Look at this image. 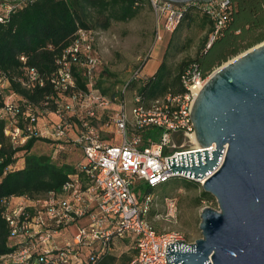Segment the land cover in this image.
Instances as JSON below:
<instances>
[{"label": "built area", "instance_id": "built-area-1", "mask_svg": "<svg viewBox=\"0 0 264 264\" xmlns=\"http://www.w3.org/2000/svg\"><path fill=\"white\" fill-rule=\"evenodd\" d=\"M146 1L156 20L167 17L170 22L177 20L187 4L199 3L216 20L212 37L233 7L231 0ZM19 5L18 0H0V21ZM95 33L79 28L70 45L56 59L57 68L50 76L43 77L37 69L26 67L19 79L31 91L48 81L58 97L53 112H39L34 103L25 99L14 100V94L7 95L4 91H9L7 77L0 75V94L4 95L0 120L12 147L24 145L31 137L67 142L69 130L75 128L74 142L83 155L79 169L84 173L83 180L72 177L60 192L2 199V217L13 249L0 255V264H92L111 249L113 239L124 237L132 239L135 249L128 264H166V245L185 241L179 232H158L149 218L159 202L166 210L163 218H175L177 199L160 198L152 192L140 196L134 186L142 182L156 187L176 176L195 180L201 186L212 173L198 179L188 172L185 175L184 171L173 173L166 162L169 158L171 166L170 158L175 157L178 165V155L181 165L180 154H183L186 164L185 153L189 155L198 149L210 154L214 150V144L200 147L196 142L191 120L193 101L211 73L203 76L196 67H188L182 75L187 88L184 95L168 94L148 106L143 105L135 92L129 104L125 88L110 100L95 86L99 65L93 48ZM163 36L156 30L149 54ZM20 59L25 62L24 57ZM74 66L86 80L85 91L75 88ZM141 68L132 78H140ZM45 113H53L57 119L44 123L40 114ZM188 160L191 165L189 157ZM194 160L197 164L196 156ZM72 226L76 227L75 232ZM64 233H69V238H62Z\"/></svg>", "mask_w": 264, "mask_h": 264}, {"label": "trees", "instance_id": "trees-1", "mask_svg": "<svg viewBox=\"0 0 264 264\" xmlns=\"http://www.w3.org/2000/svg\"><path fill=\"white\" fill-rule=\"evenodd\" d=\"M18 1L20 5L0 21V75L7 77L9 90L18 96V100L34 103L41 112L55 111L58 97L48 81L32 91L24 88L19 79L26 67L37 69L43 77L50 76L57 68L56 59L70 45L79 28L93 30L100 27L105 30L113 21L125 22L134 18L142 6L150 7L146 0ZM231 4L233 7L227 19L214 37L212 34L216 20L199 3L187 4L174 22L163 17L168 39L159 66L151 75L131 79L127 89L139 95L145 106L168 94L184 95L187 88L182 75L188 67L194 66L203 76H207L216 66L263 41L264 0H231ZM193 47L195 50L191 53ZM20 57H24L25 62ZM73 74L75 88L87 90L80 69L74 66ZM103 76L102 73L96 87L101 94L113 100L120 93L114 83H106ZM3 100L4 95L0 94V105ZM45 102L48 104L45 105ZM155 133L152 132V135ZM40 140L51 142L44 137H31L24 145L14 148L4 134V122L0 120V255L13 249L8 239L7 223L2 217L4 197H34L48 191L60 192L63 184L72 177L84 179V173L79 169L83 155L73 162L70 158L65 161L69 156L60 155L59 152L38 153L33 148ZM19 151H23L22 168L14 167L17 159L15 155ZM167 182V186H200L199 182L180 176L172 177L161 185ZM159 186L150 187L137 182L134 191H139L141 196L154 193ZM162 194L161 198L168 196L164 195L165 192ZM204 200L214 198L201 190L197 202ZM120 259V264H128L132 256L124 254ZM118 260L116 255L107 252L92 264H118Z\"/></svg>", "mask_w": 264, "mask_h": 264}, {"label": "water", "instance_id": "water-1", "mask_svg": "<svg viewBox=\"0 0 264 264\" xmlns=\"http://www.w3.org/2000/svg\"><path fill=\"white\" fill-rule=\"evenodd\" d=\"M191 120L196 142L214 150L166 162L198 179L212 171L201 187L218 208H202L201 237L166 245V264H264V40L211 72Z\"/></svg>", "mask_w": 264, "mask_h": 264}, {"label": "rangeland", "instance_id": "rangeland-1", "mask_svg": "<svg viewBox=\"0 0 264 264\" xmlns=\"http://www.w3.org/2000/svg\"><path fill=\"white\" fill-rule=\"evenodd\" d=\"M162 22L163 19L162 21L156 20L149 6H142L137 15L128 21H113L110 27L105 30L100 27L92 28L96 32L93 39V48L99 58V65L97 67L99 73L95 77V86L100 75L103 73L104 81L106 83H114L115 89L119 93L125 88V98L130 104L134 91L127 89V83L133 79L134 72L139 65L143 67L146 63V66L152 63V54H149V49L153 45L156 30H159L163 34L165 31L168 33V29H165ZM167 33L164 35L163 42L167 39ZM219 66H216L213 71H216ZM4 91L7 95L10 93L14 94V100L18 98L11 90ZM37 110L39 112L41 111L38 107ZM40 116L44 123H49L57 119L53 113L40 114ZM33 149L38 153H53L52 145L47 141H37ZM22 153L23 151H19L17 156H15L19 158ZM68 156L71 161L77 162L81 159L82 153L76 148ZM167 185L168 182L159 186L155 190L156 193L154 192L153 194L161 198L162 193L165 192L166 194L164 195L175 197L178 204L176 217L169 219L163 218L162 215L165 214L166 210L163 203L159 202L157 208L153 209L149 216L151 223L158 232H179L183 235L186 242H193L195 239L201 237L199 223L202 208L205 206L218 208L216 200L213 197L214 200H204L198 203L197 198L200 196L201 186L183 187L181 185ZM165 186L167 187L165 188ZM157 213L160 215L159 217L154 216ZM71 230L75 232L76 227L72 226ZM62 238H69V235H65L64 233ZM113 247L112 253L119 258L118 264L121 262L120 258L122 255H131L132 258L134 256L135 249L130 243L125 245L124 241L117 242Z\"/></svg>", "mask_w": 264, "mask_h": 264}, {"label": "crops", "instance_id": "crops-1", "mask_svg": "<svg viewBox=\"0 0 264 264\" xmlns=\"http://www.w3.org/2000/svg\"><path fill=\"white\" fill-rule=\"evenodd\" d=\"M165 33H167V32L165 31L164 35H165ZM167 39H168V33H167ZM167 39L165 40V42H163V40H164V36H163V40L160 43H158L153 48V51L151 53L152 54L151 55V57H152L151 59H153V61L148 66H146V64H147L146 63L142 67L141 72H140V76H148V75H151L152 73H154L156 71V69L159 66V63H160V60H161V57H162V53H163V49L165 47ZM194 50L195 49L193 47L190 52L192 53V52H194ZM75 137H76V129L75 128H71L69 130V137H68V141L67 142L58 143V142H52L51 141L50 144L52 145V148H53V153L52 154H55V153L59 152L60 155H63V156L67 155L68 156L70 153L73 152L74 149L78 148L80 150V148L74 142ZM69 142H72V143H69ZM16 156H17V153H16ZM69 160H70L69 157H67V159L65 161H69ZM23 166H24V158H23V156H20L19 158L16 159L14 167L22 168ZM67 234L69 235V233H66L65 235H67ZM123 241L125 242V245L129 244V243L132 244V247L134 248L133 241H132V239L130 237L115 238V239H113L112 245H111V249L108 252L113 254L112 253V251L114 249L113 246L116 245L117 242H123ZM134 255H135V253H134Z\"/></svg>", "mask_w": 264, "mask_h": 264}, {"label": "bare ground", "instance_id": "bare-ground-1", "mask_svg": "<svg viewBox=\"0 0 264 264\" xmlns=\"http://www.w3.org/2000/svg\"><path fill=\"white\" fill-rule=\"evenodd\" d=\"M217 71V70H216Z\"/></svg>", "mask_w": 264, "mask_h": 264}]
</instances>
